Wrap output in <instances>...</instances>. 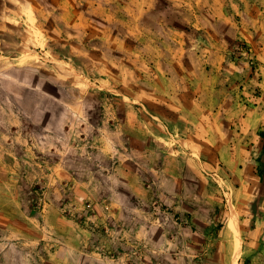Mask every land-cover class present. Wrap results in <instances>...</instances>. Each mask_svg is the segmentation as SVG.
I'll return each instance as SVG.
<instances>
[{
  "label": "rangeland",
  "instance_id": "1",
  "mask_svg": "<svg viewBox=\"0 0 264 264\" xmlns=\"http://www.w3.org/2000/svg\"><path fill=\"white\" fill-rule=\"evenodd\" d=\"M19 10L33 14L34 0H0V264H233L232 208L235 264H264V115L253 110L264 62L255 50L235 51L229 26L187 27L192 51L224 45V64L242 74L217 87L241 109L233 124L164 119L73 73L57 56L70 46L36 47ZM209 80L204 72L188 88L210 94Z\"/></svg>",
  "mask_w": 264,
  "mask_h": 264
},
{
  "label": "crops",
  "instance_id": "2",
  "mask_svg": "<svg viewBox=\"0 0 264 264\" xmlns=\"http://www.w3.org/2000/svg\"><path fill=\"white\" fill-rule=\"evenodd\" d=\"M34 2L33 14L26 12L22 17L19 10V17L24 26L27 23L33 28L36 47L43 48L46 44L57 54L58 51L51 47L53 42L70 46L66 56H57L72 61V64L65 63L73 73L85 80L108 84L122 101L138 102L148 107L151 115L164 119L171 115L183 118L193 114L199 120H203V115L224 117L233 124L241 109L238 104L234 105L233 97H227L218 88L229 77L239 78L242 74L224 64V45L220 44L219 48L212 44L198 48V53L192 51L194 46L188 44L187 27L197 34L199 30L212 32L229 26L234 33V43L250 46L264 62V44L261 45L264 0H258L259 8H249L245 0ZM228 5L238 8L230 12L226 10ZM28 14L31 23L26 19ZM238 15L240 19L234 22L233 17ZM43 35L49 38L45 42ZM203 51L208 53L203 55ZM204 72L210 76V94L189 90L188 79ZM261 87L259 104L253 110L263 117L264 72ZM241 139V134L232 139L235 147L241 144Z\"/></svg>",
  "mask_w": 264,
  "mask_h": 264
},
{
  "label": "bare ground",
  "instance_id": "3",
  "mask_svg": "<svg viewBox=\"0 0 264 264\" xmlns=\"http://www.w3.org/2000/svg\"><path fill=\"white\" fill-rule=\"evenodd\" d=\"M231 214H232V238H233V241L235 242V249H234V252L232 253L233 255V264H235V261H236V258L238 256V253H239V244H238V230H237V226H236V221H235V209L232 208V211H231Z\"/></svg>",
  "mask_w": 264,
  "mask_h": 264
},
{
  "label": "trees",
  "instance_id": "4",
  "mask_svg": "<svg viewBox=\"0 0 264 264\" xmlns=\"http://www.w3.org/2000/svg\"><path fill=\"white\" fill-rule=\"evenodd\" d=\"M247 46L246 45H240V43H236V48H235V51L236 50H239V54H240V52H247ZM69 60V59H68ZM71 60V59H70ZM74 63L73 64H75L76 65V61L74 60L73 61ZM219 119H222L221 117L219 118ZM223 120V123L225 122L226 123V121L224 120V119H222ZM223 130H226V129H223ZM261 134H263L261 131L258 133V137H260L261 136ZM234 137H232V139H233ZM258 172V168H256V174H257V177H258V179H259V181L261 182L262 180H263V171H262V169H260V172L259 173H257ZM250 207H252L251 209H253V208H255V206H256V202H255V200L254 201H252L251 203H250V205H249Z\"/></svg>",
  "mask_w": 264,
  "mask_h": 264
},
{
  "label": "water",
  "instance_id": "5",
  "mask_svg": "<svg viewBox=\"0 0 264 264\" xmlns=\"http://www.w3.org/2000/svg\"><path fill=\"white\" fill-rule=\"evenodd\" d=\"M233 259V258H232ZM232 263V262H231Z\"/></svg>",
  "mask_w": 264,
  "mask_h": 264
}]
</instances>
